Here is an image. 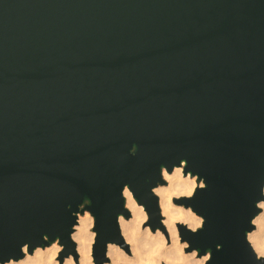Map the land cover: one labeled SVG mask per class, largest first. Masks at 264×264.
Wrapping results in <instances>:
<instances>
[{
	"label": "water",
	"instance_id": "95a60500",
	"mask_svg": "<svg viewBox=\"0 0 264 264\" xmlns=\"http://www.w3.org/2000/svg\"><path fill=\"white\" fill-rule=\"evenodd\" d=\"M184 162V164H183ZM203 185L176 201L202 264H264V0H0V264L95 218L93 256L124 238L128 187L161 226L162 168Z\"/></svg>",
	"mask_w": 264,
	"mask_h": 264
},
{
	"label": "bare ground",
	"instance_id": "6f19581e",
	"mask_svg": "<svg viewBox=\"0 0 264 264\" xmlns=\"http://www.w3.org/2000/svg\"><path fill=\"white\" fill-rule=\"evenodd\" d=\"M183 164L175 166L170 172L163 167L162 175L166 183L158 184L153 189L159 199L161 224L166 226L169 237L163 233L161 226L153 229L150 224L145 225L148 218L145 206L138 202L128 187H125V207L130 210L132 216H119L124 242L121 245L116 242L108 243L107 255L110 261L104 264H202L209 259V251L203 256H198L196 250L185 253L183 250L187 243L180 241L179 223H184L193 230L203 223L202 216L176 201L181 196H190L197 186L203 185L202 181L198 182L196 175L184 173ZM258 206L261 211L254 217V229L247 233V238L260 255L264 252V200H261ZM94 222V216L87 210L78 214V220L71 233L76 245L75 251L68 254L63 264H94L92 247L96 232L91 230ZM128 246L131 254L127 253ZM62 247L59 245V239L49 245L36 247L32 253H29L25 246L23 258L11 259L4 264H60L57 258Z\"/></svg>",
	"mask_w": 264,
	"mask_h": 264
},
{
	"label": "rangeland",
	"instance_id": "374dc122",
	"mask_svg": "<svg viewBox=\"0 0 264 264\" xmlns=\"http://www.w3.org/2000/svg\"><path fill=\"white\" fill-rule=\"evenodd\" d=\"M165 180V179H164ZM165 183H166V180H165ZM164 183V184H165ZM127 208V207H126ZM88 211V210H87ZM260 211H261V208H260ZM89 212V211H88ZM129 212H130V210H129ZM89 214H91L90 212H89ZM132 215H131V212H130V216L128 217V218H130ZM161 220H162V218H161ZM147 224H150L151 225V223H150V218H149V216H148V218H147V220H146V222H145V225H147ZM151 227H152V225H151ZM158 227H160V226H156V228H158ZM161 228L163 229V233L165 234V235H167V238L169 237V232H168V230H167V228H166V226L165 225H162L161 224ZM199 228V227H198ZM155 229V228H154ZM91 230H94V225H93V227L91 228ZM96 232V231H95ZM179 236H180V234H179ZM95 241V240H94ZM180 241L183 243V242H186L187 243V241H183L182 240V238H181V236H180ZM53 242V241H52ZM93 244H94V242H93ZM59 245L60 246H63L61 243H60V241H59ZM121 245V244H120ZM188 243H187V246L184 248V252L185 253H191V252H193V251H187V248H188ZM64 250H65V248H64V246L62 247V249L60 250V252H59V255H58V260H59V262H60V264H63L64 263V260H65V258L68 256V254H65L64 253ZM128 251H127V253L128 254H131V252H130V248H129V246H128V249H127ZM258 254V253H257ZM259 255V254H258ZM106 256H107V258H108V260L107 261H105V262H108V261H110V258H109V256L107 255V253H106ZM260 256V255H259ZM79 258V256L77 255V259ZM92 259H93V261H94V264H96V262H95V258H94V256H93V247H92ZM104 262V263H105ZM206 262V261H205ZM103 263V264H104ZM164 264H168V263H164Z\"/></svg>",
	"mask_w": 264,
	"mask_h": 264
},
{
	"label": "snow or ice",
	"instance_id": "6c2138e0",
	"mask_svg": "<svg viewBox=\"0 0 264 264\" xmlns=\"http://www.w3.org/2000/svg\"><path fill=\"white\" fill-rule=\"evenodd\" d=\"M260 256H261V257H264V252L260 253Z\"/></svg>",
	"mask_w": 264,
	"mask_h": 264
}]
</instances>
